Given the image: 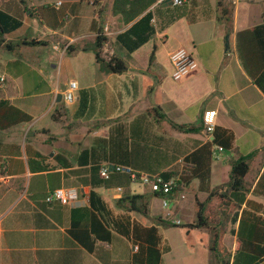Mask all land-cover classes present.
<instances>
[{
    "label": "crops",
    "instance_id": "0c3cea01",
    "mask_svg": "<svg viewBox=\"0 0 264 264\" xmlns=\"http://www.w3.org/2000/svg\"><path fill=\"white\" fill-rule=\"evenodd\" d=\"M172 8L155 6L154 0H0V11L21 22L3 35L0 46V74L6 78L0 100L31 117L0 128V264H132L137 247L122 237L97 241L88 253L68 234L71 209L88 207L91 190L88 167L78 161L94 149L100 165H114L107 159L109 134L129 133L132 126L141 134L139 158L151 149L156 172L186 176L195 165L184 158L213 141L201 121L206 111L216 112V129L232 135L230 148L214 144L223 151L210 158L208 179L200 183L190 176L172 197L167 220L153 215L150 206L146 217L132 213V219L157 227L162 264L173 250L166 233L174 229L191 246L198 242L207 264H221L223 257L231 264L249 255L264 264V256L236 253L237 240L264 250V90L257 84L264 87V42L261 46L252 35L264 25V0H188L170 22ZM147 13L154 33L128 53L116 38ZM105 23L115 58L126 68L120 74L100 72L95 63L94 40ZM30 41L46 45H26ZM48 48L58 52L59 68L47 59ZM179 48L198 67L174 82L169 54ZM67 69L73 75L62 83ZM97 71L103 77L99 86L93 84ZM70 81L78 90L67 105L62 94ZM105 82L109 89L96 92ZM83 93L87 108L79 114ZM99 139L105 141L99 145ZM238 162L248 170L240 188L231 189V170ZM132 185L130 193L137 194ZM56 189L75 192V206L47 204L46 195ZM94 191L110 204L121 196L116 188ZM199 204L205 226L182 228L195 223ZM217 238L229 257L217 251Z\"/></svg>",
    "mask_w": 264,
    "mask_h": 264
},
{
    "label": "trees",
    "instance_id": "16d2710c",
    "mask_svg": "<svg viewBox=\"0 0 264 264\" xmlns=\"http://www.w3.org/2000/svg\"><path fill=\"white\" fill-rule=\"evenodd\" d=\"M155 2V0H154ZM182 7H173L169 12L170 22L177 19L179 16L175 15ZM168 10V9H167ZM151 19V13H147L139 21L133 24L127 31L118 35L117 42L128 52L132 53L146 43L151 35L154 33L153 29L149 26ZM21 26V22L4 12L0 11V46L4 42L3 35L10 33ZM252 35L258 38V42L263 46L264 42V25L256 27L252 31ZM94 57L95 63L98 66L100 72L105 74H120L126 70L124 64L114 58L112 62H104L100 58V49L104 42V38L95 37L94 40ZM26 45L31 46H45L43 41H30ZM6 47H8L6 45ZM152 57V56H151ZM257 84L264 90V87ZM86 94L83 93L80 96L79 114H83L87 108ZM31 117L22 112L21 110L9 106L7 103L0 100V128L4 129L19 123L29 122ZM173 125V124H171ZM179 130H183L181 126H175ZM219 134L225 136L224 141H219ZM139 132L136 129H131L129 133H110L109 134V156L108 161L114 165H127L133 166L140 171L147 174L159 173L165 179L171 176H176L175 172L165 171L156 172V159L154 158L151 149L146 150L145 158H139ZM105 140H98L99 145ZM232 142V135L226 130L214 128L213 141L207 146L202 147L197 152H194L184 158L185 163H190L192 166L189 174L186 176L179 175L180 183L179 187L187 182L190 176L198 177L200 183L208 179L209 175V162L212 157L211 148L214 144L222 143L227 149L230 148ZM86 159L78 161L79 166L88 167V185L90 186L89 203L88 207H73L70 211L71 225L68 230V234L73 238L78 245L85 249L88 253H92L96 242H111L114 235L122 237L126 241L130 242L133 247H137L136 252L131 257L132 264H162V250L160 248L161 237L158 234L157 227L155 225L144 227L132 219V213H138L143 217H146L149 213V204L143 195L131 194L129 186L134 183L130 177L122 173H111L107 180H103L99 176V171L103 165H100L99 159L95 158V150L85 151L82 153ZM206 154L208 158L206 159ZM203 155V158L201 156ZM82 156V155H81ZM248 167L244 162H238L233 165L229 186L231 189H238L242 184V179L247 173ZM120 188V198L113 200V205L106 202L100 195H98L94 189L98 188ZM154 197H159L158 194H152ZM196 214V221L194 224L182 225V228L186 229H198L205 226V220L202 217L201 207ZM162 221V220H161ZM160 222V220H158ZM174 226H178L173 224ZM220 238H217V251L223 254H228L227 251L221 248ZM238 246L236 247V253L246 252L247 254L254 253L257 257L264 256V250L259 253L255 248L240 243L237 240ZM229 257V254H228ZM227 257V258H228ZM249 255L242 261L234 259L231 264H259L260 261L255 256ZM264 260V257H263ZM221 264H230L229 260L222 258Z\"/></svg>",
    "mask_w": 264,
    "mask_h": 264
},
{
    "label": "built area",
    "instance_id": "2783aa9c",
    "mask_svg": "<svg viewBox=\"0 0 264 264\" xmlns=\"http://www.w3.org/2000/svg\"><path fill=\"white\" fill-rule=\"evenodd\" d=\"M188 0H155V6L164 5L167 2L171 3L172 7H183ZM58 2L56 5H59ZM112 35V32L109 30V25L107 23L103 24L100 31L96 34L95 37L104 38V42L100 49V58L108 63L112 62L115 58L113 49L109 43V37ZM54 50L58 51V47L54 46ZM169 61L172 67L171 79L174 82H179L197 70V62L190 55V53L183 49L179 48L169 54ZM6 78L4 75L0 74V90L5 86ZM78 90L76 82L70 81L64 93L62 94V99L65 104L69 105L75 101V94ZM215 111H206L202 116V125L204 132L207 136H212L215 128ZM223 149L219 146H212V158H217L218 154L221 153ZM112 166V167H111ZM122 173L130 177L132 182H137L143 186L148 187L152 194H158L161 198L162 208L170 211V202L172 197L178 191L180 179L178 176H171L170 178H163L161 174H146L139 173L131 170L128 167L119 166V165H103L99 171V176L103 180H107L111 173ZM117 194H121V189H116ZM77 201V195L75 192L66 190V189H56L49 192L45 197V202L47 204L58 203L60 205H73ZM170 213L168 212V215ZM176 225H179V222H175Z\"/></svg>",
    "mask_w": 264,
    "mask_h": 264
},
{
    "label": "rangeland",
    "instance_id": "374dc122",
    "mask_svg": "<svg viewBox=\"0 0 264 264\" xmlns=\"http://www.w3.org/2000/svg\"><path fill=\"white\" fill-rule=\"evenodd\" d=\"M45 55L47 56V59L51 63H54L58 68L60 66V60H59V55L58 52L52 51L50 48L44 50ZM49 57V58H48ZM66 66H64L65 70ZM73 75L72 73L70 74V71L67 69L63 73L62 77V83L64 81H68ZM102 74L97 71V77L95 81L93 82L96 83L98 86L100 83H102ZM90 80H88L89 82ZM105 86L98 87L95 89L96 92L100 90H104L105 88L109 89V82H105ZM100 93L94 94V96L98 97ZM99 99V97H98ZM98 104L100 105L101 103L99 100L96 101L95 107L97 106L98 109ZM133 189H136V193L140 195H144L145 199L149 201V206H150V211L153 215H162L163 218L167 220L166 212H169V210H166L162 208V203H161V198H154L148 189V187L143 186L137 182H135V185H132ZM111 205H113V200H111ZM167 238L170 240V242L173 245V250L170 254L166 255L165 258V264H207L206 256L202 250H200V246L198 242L192 244V246L189 243L187 239H182L183 237L180 236V229L179 230H170L166 233ZM193 238H191L192 240ZM188 242V243H187ZM226 245V243H225ZM191 246V248H190ZM226 247H229L227 244ZM186 251H188V255H185ZM218 253H216L217 255Z\"/></svg>",
    "mask_w": 264,
    "mask_h": 264
},
{
    "label": "water",
    "instance_id": "95a60500",
    "mask_svg": "<svg viewBox=\"0 0 264 264\" xmlns=\"http://www.w3.org/2000/svg\"><path fill=\"white\" fill-rule=\"evenodd\" d=\"M165 6H168L170 7L171 6V3L170 2H167L166 4H164ZM61 100V95L58 96L57 98V101L59 102ZM112 167V166H111Z\"/></svg>",
    "mask_w": 264,
    "mask_h": 264
}]
</instances>
